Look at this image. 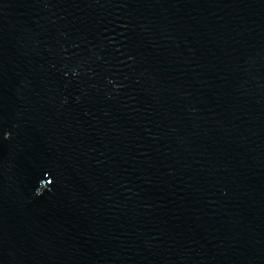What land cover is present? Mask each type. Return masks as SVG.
Wrapping results in <instances>:
<instances>
[{"label":"water","instance_id":"obj_1","mask_svg":"<svg viewBox=\"0 0 264 264\" xmlns=\"http://www.w3.org/2000/svg\"><path fill=\"white\" fill-rule=\"evenodd\" d=\"M0 264H264V0H0Z\"/></svg>","mask_w":264,"mask_h":264},{"label":"clouds","instance_id":"obj_2","mask_svg":"<svg viewBox=\"0 0 264 264\" xmlns=\"http://www.w3.org/2000/svg\"><path fill=\"white\" fill-rule=\"evenodd\" d=\"M9 138V134L5 133L4 134V139L7 140ZM52 183L51 180H48L47 183L41 182L38 184L37 189L34 191V195L36 197H40L41 195L44 194V192L47 190L48 185H50ZM44 186L43 188L41 186Z\"/></svg>","mask_w":264,"mask_h":264}]
</instances>
